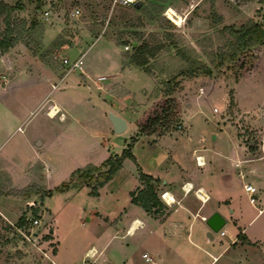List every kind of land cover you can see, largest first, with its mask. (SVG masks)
<instances>
[{"label":"rangeland","instance_id":"1","mask_svg":"<svg viewBox=\"0 0 264 264\" xmlns=\"http://www.w3.org/2000/svg\"><path fill=\"white\" fill-rule=\"evenodd\" d=\"M1 2L15 6L10 17L13 26L19 24L21 19L26 24L17 42H23L24 49L11 46L0 56V84L7 83L6 79L11 80L15 73L20 77L32 78L40 73L39 67L52 69L55 74L63 73L60 57L66 53L59 44H88L100 34L96 46H100L106 38L111 39L114 44L121 45L123 63L134 64L149 74H129L123 85L127 92L121 98L125 106L136 104L139 108L146 102L156 100L158 95V100L164 98L169 83L175 108L164 125L157 126L151 133L140 134L136 132L137 110L124 109L122 117L127 119L128 128L124 132H115L113 127L110 129L104 124L109 112L106 116L103 107L96 102L91 111V105H84L81 99L74 101L73 108L86 127L81 123H69V120L58 125V114L51 118L46 115L53 104H43L40 109L36 106L35 98L41 90L35 84L22 88L21 95L16 93L14 98L4 97L7 99L6 103L0 100V134L3 132L4 139L0 142V150L13 156L15 166L19 169L24 168L28 160L32 159L34 150H40L51 168V176L46 180L45 169L40 163H35L15 183L9 173L0 169V196L8 198V211L18 216L13 224L0 219V264H53L52 254L56 242L50 241L49 237L52 228L51 210L54 213L57 207L58 210L61 208L63 219L72 213V231L65 232L66 249L63 251V258L67 256L74 264H79L82 248H77V242L88 241L96 231L101 233L104 230L101 221L87 222L86 226L79 224L80 213L69 209V205L77 203L89 207L97 204V198L89 194L91 185L83 184L89 187V192L86 188L70 192L68 197L71 196L73 202L72 199H67L66 194L55 195L56 198L48 201L47 195L41 196V193L47 190L46 185L54 189L62 181L68 180L80 161L97 162V159L101 161L108 157V154H104L107 149H110L109 152L120 153L123 147L133 142L132 151L136 157V160H125L120 172L103 188V196L99 202L107 208L113 206L115 199L111 191L122 203V208L131 204L130 191L137 181V164L145 169L162 164L165 149L179 153L187 165L192 166L194 162L190 160L193 158L194 148L215 157H218L219 151L225 152L229 148L233 150L230 136L226 134L230 131L238 137L239 144L246 147L244 156L259 157L263 154L259 142L264 134V43L242 57V67L239 66L242 59H227L220 65H212L209 74L189 76L179 75L178 72L194 60L211 64L210 59H217L219 51L227 49V42L232 39L224 26L238 28L249 21H258L264 28V0H135L128 4H114L113 0H0ZM170 6L182 15V23L176 24L166 15ZM76 8L80 11L73 14L72 11ZM3 16L4 13L0 17V37L6 27ZM53 26L57 28L55 35L53 31H49ZM49 36L54 38L45 43L44 39ZM141 43L146 46L140 56L135 46ZM255 54H258V60L253 57ZM134 55L139 60L147 57V61L144 65L137 64L133 59ZM253 60L256 66L250 70L249 75L241 76V73L248 72L244 71L245 67L248 66L249 69ZM56 92L52 93L53 97ZM4 95L8 96L6 92ZM70 95L75 96L69 91L61 92L60 98L67 101L68 97L72 98ZM22 96L28 99L26 106L19 104ZM8 111L17 115V119L5 122ZM19 125L23 127V131L17 129ZM86 128L96 131V139L103 142L104 150L95 148L93 138L85 133L88 131ZM160 133L168 135L153 140ZM214 133L219 135L215 140ZM133 137L137 138L133 140ZM39 139L43 144L33 148L31 142ZM259 162L264 163V158ZM101 169H105V166ZM254 175L246 174L243 179L239 178L241 182H251L257 186L255 197H258V201L255 205L261 207L264 204V183L260 181V177L254 179ZM72 179V185L82 182L77 175ZM155 183L156 189H159V181ZM142 184L138 187L145 186V183ZM241 185L236 188L237 208H240L243 217H247L257 210ZM260 198L262 203L259 202ZM201 203L197 198L192 206L196 210L203 209L205 206H201ZM65 204L68 209L62 208ZM77 213V218L73 217ZM21 215L39 216L41 219L40 225L26 230V236L15 229ZM224 228L233 229L230 222ZM248 228L251 238L264 239V213L250 223ZM139 233L140 231L134 236H128V247L119 252L114 250V245L108 248L110 255L115 254V259L110 264H151L144 260L141 253L146 250L156 258L157 249L152 245L153 240L138 243L136 238H139ZM215 234L217 238L218 233ZM145 237L146 235L142 236ZM255 241L249 244L236 239L231 244L232 249L212 264H264V241ZM122 246L125 247L124 244ZM62 247L64 246L60 250ZM205 256L211 259L209 254L206 253ZM91 261V258L86 260L87 263Z\"/></svg>","mask_w":264,"mask_h":264},{"label":"crops","instance_id":"2","mask_svg":"<svg viewBox=\"0 0 264 264\" xmlns=\"http://www.w3.org/2000/svg\"><path fill=\"white\" fill-rule=\"evenodd\" d=\"M49 31H53V35H55L57 28L55 26L50 27ZM53 38V36H49L47 39L45 38V43H49ZM99 38L100 34L90 40L88 44L79 42L74 43L73 45H67L66 43L59 44L66 53L60 57V68H63V73L55 74L52 72V69H46L45 67H39L38 71L40 73L32 78L26 76L20 77L15 73L14 76L11 77V80L9 78L6 79L7 83L0 84V100H3L6 103L7 99H4V97H7L8 99L10 97L14 98L16 96H14V94L16 93L21 95L22 88L29 84H35L41 90V93L35 98L37 100L36 106H39L38 109H40L43 104L45 105L46 103H49L50 105L56 104L60 111L63 112L64 116L61 119L58 118V125H62L66 120H69V123H81L84 128L86 127L81 122L80 118L77 117L73 108L74 101L78 99L83 100L84 105L87 103L88 105H91V111L95 108L94 103H98L100 107H103L102 110L105 115L107 112H113L114 114L123 116L122 111L124 109L129 108L131 110H137L138 116L136 118L138 119L145 110L160 98V96L158 95L156 100L154 99L151 102H146L139 108H137L136 104H132L129 107L125 106V103L121 98L123 94L127 92L124 91L126 89L123 87L124 83H126L127 77L130 73L134 75V73H142L146 71L134 64L128 62L123 63L121 45L114 44L111 39L106 38L100 46H96ZM23 44V42H19L13 47L23 50ZM63 57H67L71 61L80 57L82 59L81 67L72 69L67 68L66 63H63L62 61ZM111 68L113 70H110ZM146 74L148 73L146 72ZM54 91H57L55 97L52 95ZM68 91L71 94L74 93L75 96L70 95L72 97L71 99L67 96V101L65 99L61 100L60 93ZM5 92L8 96L4 95ZM26 100H28L26 96H22L21 103L19 102V104L26 106ZM129 109L128 111H130ZM27 110H29V108H27ZM46 115L51 118L47 113ZM5 117V122H9L13 118L17 119V115H14L9 111ZM125 120L126 127L121 132H124L128 128V121L127 119ZM104 124L107 128L112 129L113 127L112 121L109 117L108 120H105ZM17 129L23 131V127L20 125ZM86 129L88 131H85V133L91 136L94 140V144H96L95 148L98 147V149L104 150V146H102L103 142L96 139V131L89 130L88 128ZM136 132H139L138 125ZM154 134L152 136H154ZM226 134L230 136L234 151L230 148L225 152L219 151L218 157H215L211 154H206L204 151H200L201 149L197 150L194 148L192 150L193 158L190 155L192 158L190 161H193L194 165L190 166L189 164L187 165L184 158H182L179 153H173L172 150L165 149L162 154V158L164 159L162 160V164L159 163V165H155L152 169H145L141 166L143 172L160 179L158 184L159 189H156L159 197L163 191H168L174 196L173 202H164L166 203V208L162 214H150L145 211L143 207L131 201V191L136 187L143 185L139 179L138 168L136 169L137 181L134 188L130 191L131 204H127V206H123L122 208V203H120L118 197H116L112 191L111 195L115 198L113 200V206L107 208L104 204L99 202L103 196V188L120 172L124 166L125 160L131 159L129 157H126L123 160V165L119 172L98 188L97 195L90 194L89 187L83 185L79 188L71 186L66 191H54L50 196H47L46 199L50 201L52 198H56L55 195L66 194L67 199L70 201V199H72L70 198L71 196L68 197L70 192L74 190L78 192L82 191V189L85 190L86 188L91 196L95 199L97 198L98 202L93 207L79 205V203L76 205H69L70 210L80 213L81 216L80 219H78L79 224L86 226L87 222L101 221L104 225V230L100 231L101 233L96 231L95 235H93L91 239H88V241L84 240L83 242L82 240H79L80 242H77V248H82L79 264H110L111 261H114L115 254L110 255L107 251L108 248L111 247V245H114V250L118 252L122 248H127L128 245L126 238L128 236L136 235L138 231H140L139 238H136L138 243H141L142 241L150 242V240L152 242L153 240L152 245L157 249L156 258H153L146 250H143L141 253L142 255L146 252L151 257L150 260H146L142 255L144 260L146 262H151V264H212L213 262H217L218 258L223 256L224 253L227 254V252L232 249L231 244H234L236 239H238L237 235L239 232L245 234L250 241L257 240L263 242L264 239L251 238L248 235L250 232L248 227L250 223H253L264 213V209L262 212H258V206L252 203L257 210L256 213L243 217L242 211L240 208H237L236 198L238 195L236 188L242 183L244 184V182H241L240 178L243 179L246 174H255L253 176L254 179L255 177H260V181L264 183V163L259 162L261 158H264V150L263 154L259 157H246L243 155L246 147L244 144H239L240 141L238 140V137L231 134L230 131H227ZM2 135L3 132L0 134V142L4 141ZM167 135L168 134L160 133L159 135H156V138L153 140ZM218 136V133H216L213 139H217ZM35 141L36 140H33V142H31L33 148L43 144L40 139V143H37L38 140ZM109 151L110 149L105 150L104 154H119V152ZM32 154V159L28 160L26 166L19 169L15 166L16 160L13 156L0 150V169L9 173L15 183L19 178L24 177L25 172L35 163H40L45 169V177L46 180H48L51 176L49 161L43 156L40 150L36 149ZM197 155L202 156V159L205 161L204 164L197 163ZM105 158L101 161H98L97 159V162L95 160L94 162L90 160H82L77 163L74 168L82 167L88 163L100 165ZM184 183H187L186 187L193 185L192 189L186 192L183 188ZM243 184L241 185L242 188H244ZM46 187L47 189H51L47 185ZM197 188H202L209 194V199L206 202L201 203V206H205L203 208L205 210L202 208L196 210L192 206L193 202L198 198L194 191ZM259 202H263L261 198ZM7 203L8 198L0 196V219L13 224L18 216L16 213L8 211ZM261 207H264V204ZM57 208L55 209L56 211L54 210V213H52L53 211L51 210L52 228L49 239L50 241L56 242L55 247L52 246L54 248L52 263L74 264V261H71L67 256H64L63 258V251L66 249L64 241L65 232L72 231V223L70 222L72 217L70 215H72V213L69 214L67 218L63 219L62 213L60 214L61 208L59 210ZM62 208L68 209V205L65 204ZM215 210L219 211L225 218V223L221 228L225 231L224 234H221L220 231L212 232L209 225L206 223L205 215L207 214L209 216ZM78 213L73 217L77 218ZM137 218L143 222L142 226L131 231L130 225L132 221ZM66 219L68 221H64ZM228 222L231 223L233 229L229 230L224 228ZM210 232L212 234L211 236L209 235ZM215 233H218L217 238ZM143 235H146V237L142 238ZM120 240H124V242ZM123 244L125 247L122 246ZM62 245L64 247L60 250ZM205 252L211 256V259L206 258ZM88 258L92 259L90 263L86 262ZM64 259L68 261H65Z\"/></svg>","mask_w":264,"mask_h":264},{"label":"trees","instance_id":"3","mask_svg":"<svg viewBox=\"0 0 264 264\" xmlns=\"http://www.w3.org/2000/svg\"><path fill=\"white\" fill-rule=\"evenodd\" d=\"M14 8L15 6L13 5H9L4 2L0 3V17L4 13L3 19L6 22L3 36L0 37L1 52L8 50L9 47L14 46L20 40L22 30L26 24L25 20L21 19L19 24L16 23L14 26L12 25L10 17ZM224 27L227 29L228 33L232 35V39L227 42L228 48L224 49L223 51H219V56L217 59H210L211 64L201 60H194L189 66L178 72L179 75L186 74L191 76L197 73L209 74L211 72L212 65H220L227 59H242L239 64V66L242 67V65H244V58L242 57L252 49L262 46L264 43V28L261 22L249 21L245 24H242L238 28L230 25ZM14 32L15 34H12ZM145 46L146 45L142 43L135 46L136 50L138 51L137 53H140V56L142 55L141 53ZM133 57L136 63L140 65H144L147 61V57H143L140 60L136 55ZM253 57H255V60H258L259 56L258 54H255ZM255 66V61H251L249 64V69L248 66H244V71L248 72L241 73V76L249 75L250 70ZM170 91L171 89L168 83L165 90L166 96L156 101L152 107L146 110L137 119V125L139 127L138 133H151L155 128H157V126L164 125L167 122L169 114L175 108V100L171 96ZM136 138L137 137H133V140ZM132 146L133 142L128 143L127 146L123 148L121 153L108 155V157L100 165L88 163L82 167L76 168L73 170L68 180L62 181L54 189H47L45 192L41 193V196H50L54 191H66L71 186L79 188L85 183L91 185L90 193L97 195L98 188L114 177V175L121 169L123 160L126 157L136 160V157L132 152ZM103 166H105V169H101ZM137 168L139 170V179L142 183H145V186L138 187L131 191V201L143 207L144 210L150 214H162L166 208V204L162 201V199H160L155 187V181H160V179L152 176L151 174L143 172L138 164ZM76 175L78 179L82 180V182L78 181L72 185V178ZM24 220L25 216L21 215L18 219V224H22ZM237 237L243 242L252 243L247 238V236L241 232L238 233Z\"/></svg>","mask_w":264,"mask_h":264},{"label":"built area","instance_id":"4","mask_svg":"<svg viewBox=\"0 0 264 264\" xmlns=\"http://www.w3.org/2000/svg\"><path fill=\"white\" fill-rule=\"evenodd\" d=\"M134 1H135V0H113V3H114V4H117V3L128 4V3H132V2H134ZM79 11H80V9H79V8H76V9H74V11H72V13H73V14H78ZM46 13H47V11H46ZM125 46H126V48L128 47L127 45H125ZM62 61H63V63H66L67 68H69V69L77 68V67L79 68V67H81V64H82V59H81L80 57H78V58H76V59H74V60H72V61L69 60V58H67V57H63V58H62ZM54 106H57V105H56V104L51 105L50 110L48 111L49 113H50V111L53 109ZM215 109H217V108H215ZM56 111H57L58 117L62 118V117L64 116L63 112H61V111L58 109V107H56ZM259 145H260V148H261L262 150H264V134H263V135L261 136V138H260ZM196 160H197V163H199V164H204V162H205L204 159H202V156H201V155H197V156H196ZM186 185H187V183H184V184H183V188L185 189L186 192H188L189 190H187ZM189 187H190V189H192L193 185H190ZM243 187H244L246 193H247L248 196H249L250 202L253 203V204H256L257 201H258V197H255V194H256V192H257V186H255V185H254L253 183H251V182H244ZM200 190H202V188H197V189H195V190H194V191H195V194H196V196H197L202 202H205L207 199H209V194L206 193V192H204V193L201 192V194H203V195L206 197V198H205V197H203V196L199 193ZM166 193H167V191H163V192L160 194V197H161V199H162L164 202H166V198H165ZM205 199H206V200H205ZM166 203H167V202H166ZM263 209H264V207H260V206H258V212H262ZM134 220H135V219H134ZM134 220H133V221H134ZM133 221H132V222H133ZM40 223H41V219H40L39 216H32V217L25 216V220H24V222H23L22 224H18V225H16V226H15V229H16L18 232H20L21 234H24V235L26 236V230H27L28 228H31V227H34V226L40 225ZM142 223H143V222H142ZM220 233H221V234H224L225 231H224L223 229H220ZM142 255H143V257H144L146 260H150V259H151V257H150L146 252H144ZM53 264H56V263L53 262Z\"/></svg>","mask_w":264,"mask_h":264},{"label":"water","instance_id":"5","mask_svg":"<svg viewBox=\"0 0 264 264\" xmlns=\"http://www.w3.org/2000/svg\"><path fill=\"white\" fill-rule=\"evenodd\" d=\"M109 118L112 121L113 129L115 132H121L125 129L126 120L122 116L114 114L113 112H109ZM213 137H215V134H213ZM37 143H40V141L38 140ZM206 223L209 225L212 232H218L224 225L225 218L221 215L219 211L215 210L209 216L206 217ZM209 235H212L211 232L209 233Z\"/></svg>","mask_w":264,"mask_h":264},{"label":"bare ground","instance_id":"6","mask_svg":"<svg viewBox=\"0 0 264 264\" xmlns=\"http://www.w3.org/2000/svg\"><path fill=\"white\" fill-rule=\"evenodd\" d=\"M166 15H168V17H170L176 24H180V23H182V20H183V17H182V15L178 12V11H176V9H174L173 7H169V9H167V11H166ZM56 107L57 106H54L53 107V109L50 111V113L48 112V114L51 116V117H53V116H55L56 114H57V111H56ZM58 109H59V107H58ZM187 188V190H191L190 189V187H186ZM201 192H205V190L204 189H202V190H200L199 191V193L201 194ZM203 197H205L203 194H201ZM165 198H166V202H169V203H171V202H173L174 201V196L170 193V192H168L167 191V193H166V195H165ZM206 198V197H205ZM206 200V199H205ZM208 200V199H207ZM206 200V201H207ZM205 201V202H206ZM139 226H142V221L139 219V218H137V219H135L134 220V222L132 223V225H131V227H130V230L131 231H134L136 228H138ZM131 234V233H130ZM93 252V251H92ZM91 252V253H92ZM90 254V253H89ZM94 256V255H93Z\"/></svg>","mask_w":264,"mask_h":264}]
</instances>
